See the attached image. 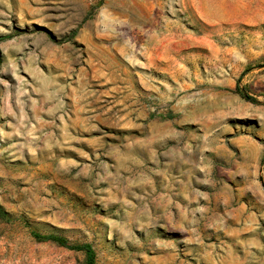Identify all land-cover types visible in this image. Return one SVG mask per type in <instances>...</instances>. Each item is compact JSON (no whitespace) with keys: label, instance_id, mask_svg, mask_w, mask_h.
Segmentation results:
<instances>
[{"label":"rangeland","instance_id":"1","mask_svg":"<svg viewBox=\"0 0 264 264\" xmlns=\"http://www.w3.org/2000/svg\"><path fill=\"white\" fill-rule=\"evenodd\" d=\"M0 35V264H264V0H0Z\"/></svg>","mask_w":264,"mask_h":264},{"label":"trees","instance_id":"2","mask_svg":"<svg viewBox=\"0 0 264 264\" xmlns=\"http://www.w3.org/2000/svg\"><path fill=\"white\" fill-rule=\"evenodd\" d=\"M85 19H87V17H85ZM7 38H8V36L0 35V41H3L5 39H7ZM0 60H1V53H0ZM237 90H238V92L240 93V95L242 97L246 98L249 101L256 102V99L253 96L249 95L248 93H246L244 91H241L239 89V87L237 88ZM167 117L171 118L172 115L168 114ZM6 215H7V212L3 209L2 206H0V217H4ZM36 237H37L38 240H41V241L53 240V241H57L62 246L73 248L68 243V241L65 238H63L61 236H58V235H55V234H52V235H37Z\"/></svg>","mask_w":264,"mask_h":264}]
</instances>
